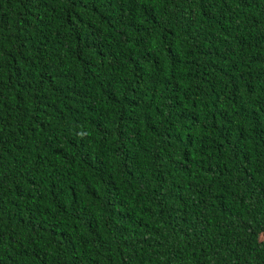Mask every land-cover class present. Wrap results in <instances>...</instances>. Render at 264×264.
<instances>
[{
  "label": "trees",
  "instance_id": "16d2710c",
  "mask_svg": "<svg viewBox=\"0 0 264 264\" xmlns=\"http://www.w3.org/2000/svg\"><path fill=\"white\" fill-rule=\"evenodd\" d=\"M0 264H264V0H0Z\"/></svg>",
  "mask_w": 264,
  "mask_h": 264
}]
</instances>
